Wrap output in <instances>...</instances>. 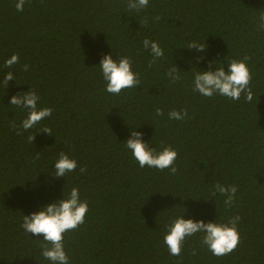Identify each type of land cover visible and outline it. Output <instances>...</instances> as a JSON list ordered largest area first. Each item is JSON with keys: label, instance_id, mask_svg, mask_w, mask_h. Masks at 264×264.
Returning <instances> with one entry per match:
<instances>
[{"label": "trees", "instance_id": "obj_1", "mask_svg": "<svg viewBox=\"0 0 264 264\" xmlns=\"http://www.w3.org/2000/svg\"><path fill=\"white\" fill-rule=\"evenodd\" d=\"M15 4L0 0V264H52L41 255L43 235L22 229L23 215L73 187L88 211L64 233L69 264H264V31L257 27L264 0H149L139 11L127 0H25L23 11ZM145 38L164 51L151 67ZM192 41L206 50L188 49ZM13 54L19 61L6 69ZM108 54L130 57L140 85L108 93L99 66ZM246 55L252 102L244 93L232 100L193 91L208 61L227 71L228 61ZM173 64L175 82L167 75ZM30 89L38 108L53 111L24 131L27 110L10 100ZM172 110L187 116L169 119ZM133 128L149 147L177 151L174 174L139 166L124 143ZM61 151L77 167L57 178ZM216 184L237 188L231 207L218 191L211 196ZM183 214L205 223L239 215L237 248L217 257L197 233L171 255L165 226Z\"/></svg>", "mask_w": 264, "mask_h": 264}, {"label": "clouds", "instance_id": "obj_2", "mask_svg": "<svg viewBox=\"0 0 264 264\" xmlns=\"http://www.w3.org/2000/svg\"><path fill=\"white\" fill-rule=\"evenodd\" d=\"M25 0H16V10L23 11ZM149 0H127V8L137 10L146 8ZM158 19V18H157ZM257 27L264 31V12H260L257 17ZM143 47L149 50L152 57L149 66L156 62L164 55L163 49L159 43L145 38ZM188 49H195L197 52H203L207 46L205 43L192 41L186 46ZM203 59V57H198ZM250 56H244L243 59H231L227 62L228 68L225 71L224 66H218L212 70L213 61H208V70H198L194 74L193 91L198 92L202 96L212 97L214 94L239 100L241 94L244 93L245 102H252L254 93L250 87L252 74L247 67V61L251 60ZM19 61V55L13 54L9 59L5 60V68L10 69ZM103 80L106 82V91L108 93L119 95L123 89L134 88L140 85L138 74L132 71V62L130 57L120 56L117 59L112 58V54L104 55L99 63ZM28 66L24 65L23 70L27 71ZM168 77L175 82L180 79L179 68L174 64L167 72ZM12 72H7L2 80L3 85L7 89L8 82L13 80ZM16 79V78H15ZM39 97L37 93L30 89L27 92L13 95L10 104L27 110V116L22 120L20 127L27 131L36 126L44 118L52 115V109L49 107L38 108L37 102ZM157 116H162L163 111L157 109ZM169 119L183 120L187 116V111L172 110L168 113ZM43 131L51 134V129L42 127ZM19 135L20 132L18 131ZM143 133L133 128L131 137L127 139L125 147L131 151L132 156L138 161L141 168L147 166L149 168H157L163 171L169 168L171 173H175L177 168L174 162L177 158V151L170 145L163 146L160 150L149 147V143L144 142L141 138ZM34 135H29L28 141L32 143ZM163 144V142H162ZM55 164V177H65L66 173L72 172L77 167L75 159L70 158L63 151L59 153ZM81 173L86 169L81 167ZM225 195L224 204L231 207L237 188L235 186L215 185V191L211 193L214 197L216 192ZM88 211L87 201H82L77 187H73L67 196L57 199L53 203H49L40 208L39 211L30 215H23L21 224L22 229L39 237L43 235V243L41 247V255L52 262V264H69V257L64 249V233L78 228L84 223L85 215ZM240 216L229 218L226 223H218L216 220L205 223L203 220L185 219L182 216L170 217L169 223L165 226V234L163 237L164 244L173 256H180L182 246L187 237L197 233H202L201 243L207 246L213 255L220 257L232 253L239 243V232L237 224ZM193 251V255H195Z\"/></svg>", "mask_w": 264, "mask_h": 264}]
</instances>
